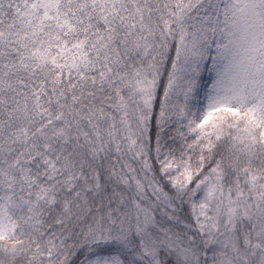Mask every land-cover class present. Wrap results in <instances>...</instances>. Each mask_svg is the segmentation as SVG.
Masks as SVG:
<instances>
[{
	"label": "snow or ice",
	"instance_id": "snow-or-ice-1",
	"mask_svg": "<svg viewBox=\"0 0 264 264\" xmlns=\"http://www.w3.org/2000/svg\"><path fill=\"white\" fill-rule=\"evenodd\" d=\"M0 264H264V0H0Z\"/></svg>",
	"mask_w": 264,
	"mask_h": 264
}]
</instances>
